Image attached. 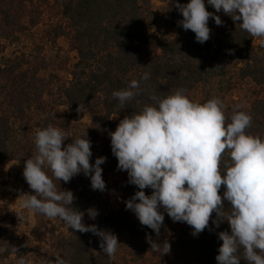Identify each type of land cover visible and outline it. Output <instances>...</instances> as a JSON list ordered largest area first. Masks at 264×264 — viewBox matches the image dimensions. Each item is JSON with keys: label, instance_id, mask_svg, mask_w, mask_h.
Segmentation results:
<instances>
[{"label": "clouds", "instance_id": "1", "mask_svg": "<svg viewBox=\"0 0 264 264\" xmlns=\"http://www.w3.org/2000/svg\"><path fill=\"white\" fill-rule=\"evenodd\" d=\"M207 3L234 22L240 21L241 29L250 36L264 38V0H207ZM174 6L183 17L178 25L194 32L201 44L210 39V17L217 26L223 23L218 15L206 9L205 0L177 2ZM149 79L150 73L145 72L127 88L113 91L112 96L123 107L147 91L141 84ZM187 91L179 88L163 97L150 93L151 104L126 115L115 131L109 132L118 170L126 171L128 183L139 189L125 201L126 210L134 212L140 224L152 229L157 237L164 212L173 222L191 226L193 236L208 228L210 220L216 227L227 222L230 231L218 233L222 244L215 257L217 264H240L241 259L247 264H264V140L246 133L252 124L250 114L234 110L231 122L226 124L225 106L220 98L201 104L190 100ZM83 109L80 104L77 111ZM66 138L62 128L51 124L36 131L35 151L25 161L23 170L34 194L22 193L20 206L49 219L59 218L74 231L93 233L100 238L103 253L114 259L120 244L117 236L83 223L85 213L73 206V192L60 188V181L68 183L83 173L90 178L92 190L105 191L101 165L106 157L90 163L91 141L86 130L64 146ZM224 153L229 160L223 162L222 173ZM55 181H59V187ZM146 188L152 190L151 195L145 194ZM225 201L230 205L228 208ZM87 214L91 219L98 215L95 209H88ZM146 241L154 253L170 252L167 240L157 243L146 235ZM17 264L30 261L20 256ZM48 264L67 261L57 254Z\"/></svg>", "mask_w": 264, "mask_h": 264}, {"label": "trees", "instance_id": "2", "mask_svg": "<svg viewBox=\"0 0 264 264\" xmlns=\"http://www.w3.org/2000/svg\"><path fill=\"white\" fill-rule=\"evenodd\" d=\"M177 2L187 4L190 0H169L159 21L151 10L150 0H73L63 4L64 15L74 30L77 45V60L72 66L70 80L62 90L63 105L71 121L81 117L77 111L80 104L100 111L91 115L90 128L94 136H107L111 155L109 132L115 131L126 115L139 112L145 104H151L149 94L152 92L163 97L184 88L188 94L195 85H201L206 88L205 103L220 96L228 64L236 67V75L241 81H264V56L258 53L261 49L254 46L253 37L241 29L240 21L234 22L223 11L216 12L205 0L206 9L222 17L226 28L201 44L196 41L194 32L178 25L183 17L174 6ZM213 24L215 21L210 17L208 27ZM145 72L150 73V79L143 82L141 88H147V91H142L121 107L118 99L112 96L113 91L127 88L132 80H139ZM243 111L252 117V124L246 133L258 135L264 140V99ZM232 114V110L225 109L226 124L231 122ZM113 117L116 118L115 122L112 121ZM4 136L5 132L0 129V157H5L8 147ZM226 160H229V156L224 153L222 173ZM23 179V175L18 177L26 188L28 186H24ZM138 190L135 185H126L122 189L124 203ZM144 191L146 195L152 193L150 188ZM223 192L224 186L220 189L221 196ZM73 194V206L85 213L83 223L114 233L120 243L118 249L135 241L151 247L146 235L157 243L166 240L167 231L176 236L171 228L173 220L166 212L157 237L152 229L140 224L136 215L132 219L127 211H115L107 198L99 191L92 190L91 182L79 183ZM224 206L228 208L230 205L225 201ZM88 209L97 211L95 219L89 218ZM160 211L164 210L161 208ZM3 212L0 218V259L9 256V236L16 228L8 208L5 207ZM208 229L212 234L207 237L204 231L193 236V229L189 225L181 229L175 244L180 250L177 256L181 258L168 264H217L215 257L222 244L218 233L230 229L227 222L220 223L219 227L209 225ZM99 244L100 238L93 233L67 228V232L53 242V248L67 264H116L117 253L114 259H110ZM242 252L243 249L241 256ZM240 264L247 262L241 259Z\"/></svg>", "mask_w": 264, "mask_h": 264}, {"label": "rangeland", "instance_id": "3", "mask_svg": "<svg viewBox=\"0 0 264 264\" xmlns=\"http://www.w3.org/2000/svg\"><path fill=\"white\" fill-rule=\"evenodd\" d=\"M67 1L73 0H0V129L5 132L8 146L5 157H0V218L6 207L16 222L9 236L10 254L0 259V264H17L20 256H25L30 264H48L56 255L53 242L67 232L68 227L61 219H49L20 206V195L34 192L25 179L24 186L28 187L24 188L18 177L23 175L25 161L35 151L36 131L49 124L62 128L68 136L64 146L87 131L92 151L90 163L94 164L98 157H106L101 165L106 190L97 191L108 199L115 211H127L135 219V214L126 210L123 201L122 189L130 184L127 172L118 170V160L111 155L107 136H94L91 132V115L100 111L84 107L79 120L71 121L63 105L62 90L77 60L74 30L63 12V4ZM168 1L150 0L158 21ZM221 20L224 22L222 17ZM225 28L223 23L221 26L213 24L210 37ZM160 29L156 30L161 32ZM262 41V37H253L254 46L261 49L258 53L264 56ZM227 68L218 97L225 109L247 110L254 102L264 99V81H241L236 67L228 64ZM205 90L195 85L187 95L190 100L203 104ZM48 175H52L50 170ZM82 182H90V178L80 173L68 183L60 181V188L74 192ZM55 183L59 187V181ZM209 225L212 226V220ZM187 226L185 222L172 221L171 228L176 236L167 231L166 240L171 245L168 254L154 253L145 243L135 241L117 250L116 264H168L171 260H179L176 238ZM208 230H204L206 237L212 234Z\"/></svg>", "mask_w": 264, "mask_h": 264}]
</instances>
